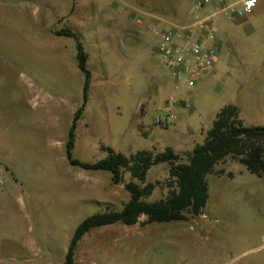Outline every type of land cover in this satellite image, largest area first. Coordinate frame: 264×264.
<instances>
[{"label":"rangeland","instance_id":"obj_1","mask_svg":"<svg viewBox=\"0 0 264 264\" xmlns=\"http://www.w3.org/2000/svg\"><path fill=\"white\" fill-rule=\"evenodd\" d=\"M105 1L91 8L100 26L83 34L90 80L73 158L89 163L105 158L107 149L130 155L167 147L184 156L202 143L200 129L227 106L238 108L244 125L264 127V6L246 17L215 20L217 61L188 87L176 85L156 55L155 32L203 15L193 9L195 0H151L150 6L124 0V10L134 13L129 27L140 32L134 46L109 24ZM153 12L154 21H146ZM67 40L70 45L57 46L41 23L0 13V264H65L81 221L107 207L120 211L127 198L123 183L111 184L108 194L98 189L96 175L110 179L111 173L70 165L58 142L68 138L84 82L75 42ZM167 106L175 118L160 125ZM163 167L147 174V181L157 182L147 202L167 194ZM228 167L244 173L208 180L204 216L179 223L182 236H160L152 248L131 254L106 236L110 226H102L83 236L77 255L84 264H231L248 250L236 264H253L264 254V181L239 163ZM26 245L39 254L27 255Z\"/></svg>","mask_w":264,"mask_h":264},{"label":"trees","instance_id":"obj_2","mask_svg":"<svg viewBox=\"0 0 264 264\" xmlns=\"http://www.w3.org/2000/svg\"><path fill=\"white\" fill-rule=\"evenodd\" d=\"M57 36L72 37L77 41V65L84 76L82 104L75 111L68 129L65 143L67 161L91 171H108L111 181L117 185L123 183L129 198L120 211L110 208L102 213L84 218L76 227L65 255V264H74V253L81 238L94 228L121 223L134 225L140 216H145L141 225L187 221L197 216L205 207L208 199L206 176L214 172L215 165L230 158L243 165L247 171L264 181V127L244 125L236 106L222 108L206 131L201 144L190 153L180 156L167 147L161 153L138 151L124 155L107 149V156L95 162H81L72 157L75 130L88 100L90 72L87 68L88 54L75 33L68 29L54 32ZM168 167L167 194L165 198L154 202L146 199L153 193L157 182L147 181L149 170L156 165ZM128 173L130 179L123 180ZM216 173H223L222 171ZM228 177H232L228 173Z\"/></svg>","mask_w":264,"mask_h":264},{"label":"crops","instance_id":"obj_3","mask_svg":"<svg viewBox=\"0 0 264 264\" xmlns=\"http://www.w3.org/2000/svg\"><path fill=\"white\" fill-rule=\"evenodd\" d=\"M135 1H136L135 6H140L144 4L150 6L152 4L151 0H135ZM96 3H98V0H88L85 4L80 2V0H1L0 13L16 12L21 17L29 18L35 23H39V24L41 23L42 26L46 30H48V32H50V34L54 37L57 46L59 45L64 46L66 44L70 45V42L67 39H70L72 37L57 36L54 34L55 31L68 29L76 34L78 41L83 46V44L86 41L85 37H83V34L86 36L87 31L91 34L93 28H97L100 26L99 24L96 25L93 23L94 19L91 8L92 6L98 5ZM124 4H126L124 3V0H106L104 2V6L107 9L105 11L108 12L109 18L106 16L105 13L103 14H105V16L108 18L109 24L110 25L113 24L112 26L117 31V34L119 36L125 37L126 39H129L132 42L131 45L134 46V44L138 43L140 32H139V28H137L136 30H132V28L129 27V25L133 26L132 21L134 19L133 17L134 13L133 11H129L128 9L124 10ZM129 5H134L133 1ZM259 6L261 7L264 5H259ZM154 15H155L154 12L152 14L147 13V15H145L146 17L145 20L153 22L154 21L153 19H155ZM77 34L80 36V38L78 37ZM72 39L75 42L74 44L76 48L77 41L74 38ZM76 61H77V50H76ZM172 116L174 119L175 116L174 115ZM207 130L206 129L204 130L203 128L200 129V137L202 138V140L204 139ZM63 140L64 139H59L58 142L60 145L63 144L65 145L67 139L65 140V142ZM234 163H238V162L225 159L219 164L215 165L214 172L206 176V177L209 176L208 178H206L208 192H209L208 180L211 179L213 180V178H218V179L234 178L235 174L238 173L239 175H241L244 173L243 168L238 167L237 172H235L233 169L228 167L229 165H232ZM163 169H165V171L168 172L167 165H165ZM219 171H222L223 173L220 174L216 173ZM228 173H231L232 177H228L227 176ZM95 179L97 181L96 182L98 186L97 188L106 191L108 194V187L111 186V184H113L111 181V177L109 179L103 176L102 174H97ZM128 198L129 195L127 194V198L123 202V204L128 200ZM202 211L197 216H190L188 220L194 219L195 217L198 216H204ZM145 219H146L145 216H140L138 222L131 226H126L121 223H114L111 225H107L110 227L107 228V234L109 235L106 236L112 237L114 243L117 242L120 243V249L125 248L124 250L131 251V254H133V253H138L139 251H144L147 248L149 249L152 248L155 245L154 243L160 239L159 238L160 236L166 237L167 235H170L174 237H180L183 234H185V232L181 229V226H179L180 225L179 223L181 222L185 223L186 221H173L176 224H172L173 222H167L164 223L166 224L165 226H162L163 229H160L158 228L159 225L155 226L153 225V223L141 226L142 222H144ZM26 249H29V251L26 250L27 255H31L33 253L39 254V252L34 251V248L31 245H26ZM247 252L248 250L240 253L236 257L231 258L230 263L236 264L237 259L245 255ZM74 264H84V259L80 257L79 254L77 255L76 249L74 253ZM246 264H250V263L248 262ZM253 264H264V254L259 259L254 260Z\"/></svg>","mask_w":264,"mask_h":264},{"label":"built area","instance_id":"obj_4","mask_svg":"<svg viewBox=\"0 0 264 264\" xmlns=\"http://www.w3.org/2000/svg\"><path fill=\"white\" fill-rule=\"evenodd\" d=\"M259 5H264V0H195L193 9L204 13L203 15L198 14L189 24L156 31V55L168 69L176 85L184 83L193 87L197 78L214 67L218 58L214 22L218 17L227 20L241 18L251 14ZM175 103L177 102H173ZM165 112L168 113L166 118H157L160 125L173 119L169 106L165 108Z\"/></svg>","mask_w":264,"mask_h":264}]
</instances>
